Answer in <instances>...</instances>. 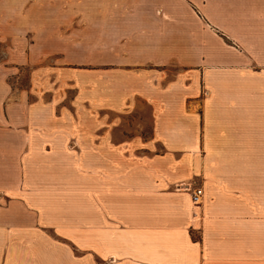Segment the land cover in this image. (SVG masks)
<instances>
[{
    "label": "crops",
    "instance_id": "1",
    "mask_svg": "<svg viewBox=\"0 0 264 264\" xmlns=\"http://www.w3.org/2000/svg\"><path fill=\"white\" fill-rule=\"evenodd\" d=\"M71 1L0 0L11 64H91L56 62L65 106L0 61V264H264V0H155L98 47Z\"/></svg>",
    "mask_w": 264,
    "mask_h": 264
},
{
    "label": "rangeland",
    "instance_id": "2",
    "mask_svg": "<svg viewBox=\"0 0 264 264\" xmlns=\"http://www.w3.org/2000/svg\"><path fill=\"white\" fill-rule=\"evenodd\" d=\"M72 2L71 0H64L65 3ZM81 4L78 5V9L74 11L71 15L80 17L81 20L85 19L88 22L87 32L89 31V39L92 42V46L95 45L96 47L102 46L103 41L107 40L110 41L111 37L109 36L112 34L115 38L120 36L121 38L124 37L122 25L120 23L115 24L113 21V17H121L122 19L129 18L133 15L144 14L148 15L158 11L159 5L155 0H81ZM31 3L28 7V11L31 10ZM162 6V10H169V5L167 4H160ZM34 11H39V5L33 6ZM32 7V8H33ZM59 11L62 10V7L59 6ZM47 11V10H46ZM117 15V16H114ZM178 16L182 18H187L186 14L184 13H177ZM42 17V16H41ZM37 19L35 21L34 27H40L41 24H48L47 21L43 18ZM41 19V20H40ZM180 24L184 23V21L179 20ZM81 24V21L78 25ZM174 24V23H173ZM86 25V22H85ZM115 25L117 27H115ZM142 25H137L136 27L140 28ZM169 24L166 22H160L157 24L158 29L163 34H168L169 31ZM115 27V28H113ZM87 32H85V36L87 37ZM132 32V29H131ZM168 44H173V41L168 42ZM13 44L12 41L8 38H5L3 41H0V61H5L8 66H12L15 72L10 73L9 80L15 87H20L21 89L28 90L31 93L38 91L42 83H47V88L44 89L45 92L49 93L50 95L55 91H63L65 92V97L62 103L65 106H69L71 104L70 99L75 94V89L65 85L62 87H57L55 89V83H51V80H55L54 71L56 62L65 63L64 65L67 66L68 63L74 64L76 67L79 68H89L91 64L88 63V52L85 50H73V51H61L57 53H52L45 57V63L41 66L39 62L35 64H19L18 61L14 62L15 64H11L13 61L12 52ZM60 57V59H58ZM35 65V66H34ZM45 65V66H44ZM15 66V68H14ZM41 66V67H40ZM47 79V80H46ZM32 98H34V94H32ZM60 110V107L57 108V111ZM146 116H135V115H119V116H112L113 121H119L123 125L132 126L138 129H150V124L147 120ZM70 250L73 251H86V245L83 246L82 244H72Z\"/></svg>",
    "mask_w": 264,
    "mask_h": 264
},
{
    "label": "built area",
    "instance_id": "3",
    "mask_svg": "<svg viewBox=\"0 0 264 264\" xmlns=\"http://www.w3.org/2000/svg\"><path fill=\"white\" fill-rule=\"evenodd\" d=\"M203 189L197 187L192 192V201L194 204L198 205L202 201Z\"/></svg>",
    "mask_w": 264,
    "mask_h": 264
}]
</instances>
